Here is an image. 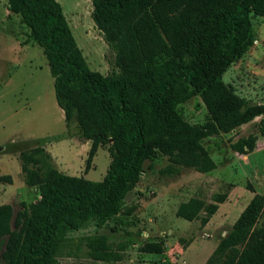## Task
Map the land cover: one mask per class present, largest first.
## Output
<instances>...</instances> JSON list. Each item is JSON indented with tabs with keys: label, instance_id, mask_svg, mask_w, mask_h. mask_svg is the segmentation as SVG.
Instances as JSON below:
<instances>
[{
	"label": "trees",
	"instance_id": "trees-1",
	"mask_svg": "<svg viewBox=\"0 0 264 264\" xmlns=\"http://www.w3.org/2000/svg\"><path fill=\"white\" fill-rule=\"evenodd\" d=\"M5 1L41 49L65 127L75 123L81 139L90 142L86 163L106 144L110 161L103 178L92 182L59 172L39 146L22 151V181L36 188L38 199L20 203L16 212L0 205V264H58V257L74 255L71 246L95 261L115 259L102 236L74 241L58 231L116 216L155 155L211 172L215 164L201 141L264 113V104L240 99L221 80L229 63L251 47L250 20L264 18V0H90L91 21L118 68L107 76L88 68L56 0ZM193 97L206 110L202 124H189L176 111ZM256 133L264 138V121ZM255 141L249 135L231 148L246 155ZM11 182L0 176L1 184ZM224 199L218 195L205 206L190 198L175 216L191 222L204 210L205 224ZM162 251L155 241L139 248L150 255ZM204 264H264V194L251 197Z\"/></svg>",
	"mask_w": 264,
	"mask_h": 264
},
{
	"label": "rangeland",
	"instance_id": "rangeland-1",
	"mask_svg": "<svg viewBox=\"0 0 264 264\" xmlns=\"http://www.w3.org/2000/svg\"><path fill=\"white\" fill-rule=\"evenodd\" d=\"M56 2L88 68L103 76L117 74L114 52L91 21L90 0ZM6 10V1L0 0V176L12 180L10 185L0 183V205L9 204L16 212L20 203L38 199L36 188L23 184L18 157L22 151L39 146L50 154L58 171L92 182L103 178L110 157L106 144L86 163L90 142L81 139L75 123L65 127L41 49L19 17ZM250 22L254 41L229 63L221 80L240 99L264 104V18L251 17ZM176 111L189 124H202L208 118L199 97L178 105ZM261 121L264 113L228 133L202 140L215 164L208 173L155 155L145 163L116 216L102 224L88 222L77 231L64 227L58 231V237L74 241L102 236L116 258L95 261L71 246L74 255L58 257V264H204L251 197L264 194V138L256 133ZM253 134L256 141L251 152L240 155L232 150L239 138ZM218 195L225 199L205 224L201 222L204 210L191 222L175 216L177 206L190 198L206 206L215 204ZM151 241L161 243V254L139 252L143 243Z\"/></svg>",
	"mask_w": 264,
	"mask_h": 264
},
{
	"label": "crops",
	"instance_id": "crops-1",
	"mask_svg": "<svg viewBox=\"0 0 264 264\" xmlns=\"http://www.w3.org/2000/svg\"><path fill=\"white\" fill-rule=\"evenodd\" d=\"M7 13H9L7 10H6ZM85 141V140H84ZM88 141H85V143H87ZM47 152V151H46ZM50 155V154H49ZM60 172V171H59ZM62 173V172H61Z\"/></svg>",
	"mask_w": 264,
	"mask_h": 264
},
{
	"label": "water",
	"instance_id": "water-1",
	"mask_svg": "<svg viewBox=\"0 0 264 264\" xmlns=\"http://www.w3.org/2000/svg\"><path fill=\"white\" fill-rule=\"evenodd\" d=\"M109 142H110V140H109Z\"/></svg>",
	"mask_w": 264,
	"mask_h": 264
}]
</instances>
